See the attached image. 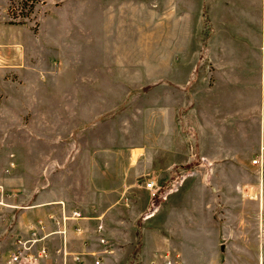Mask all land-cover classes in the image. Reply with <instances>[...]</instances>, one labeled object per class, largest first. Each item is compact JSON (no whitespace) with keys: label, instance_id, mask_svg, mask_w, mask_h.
Listing matches in <instances>:
<instances>
[{"label":"rangeland","instance_id":"rangeland-1","mask_svg":"<svg viewBox=\"0 0 264 264\" xmlns=\"http://www.w3.org/2000/svg\"><path fill=\"white\" fill-rule=\"evenodd\" d=\"M208 1H7L5 21L26 25L31 53L49 67L17 77L0 97V182L8 194L0 212V264L43 204L58 199L103 222L113 248L104 264H148L169 250L171 230L184 225L167 211L173 194L146 218L154 211L152 193L136 181L151 176L163 183L192 164L168 167L172 158L199 156L203 138L215 131L194 96L214 84V72L234 77L239 95L255 88L259 103L262 97L264 63L246 53L221 55L206 19ZM226 111H212L211 118ZM189 199L194 205L200 198ZM220 212L214 217L222 221ZM207 254L189 249L188 264L205 263Z\"/></svg>","mask_w":264,"mask_h":264},{"label":"crops","instance_id":"crops-1","mask_svg":"<svg viewBox=\"0 0 264 264\" xmlns=\"http://www.w3.org/2000/svg\"><path fill=\"white\" fill-rule=\"evenodd\" d=\"M7 1H0V97L14 87L17 77L25 78L28 72H47L49 67L46 59L31 53L27 41L30 30L26 25L5 21L2 13ZM208 3L206 19L215 28L217 40L214 43L222 46L221 55L231 58L246 53L247 56H258L263 64L264 0H209ZM217 5L220 6L218 17L223 15L221 25L215 17ZM257 11L261 12L260 16ZM228 15L234 16L233 23L224 19ZM226 74L214 72V84L202 86L194 96L198 107L206 112L208 125L214 127L215 132L208 135L209 145L208 137H205L197 158H172L168 165L192 162L183 167L191 174L175 194H170L167 204V211L173 210L178 219L184 221L183 226L172 229L171 237H167L169 250L179 255L182 264H188L189 249L208 253L203 264H264V113L261 112L264 83L259 103V92L255 88L243 97L239 95L236 79L225 80ZM262 77L264 72H261ZM221 109L230 111L211 118L212 111ZM256 156H260V161L253 163ZM11 163L12 160L6 166L10 171L13 169ZM194 176L200 180L190 181ZM194 191L200 199L193 205L189 196H195ZM177 199L181 202L176 206ZM61 201L81 209L69 200L58 199L44 203L39 217L46 218L47 213L57 212ZM191 205L200 213H194ZM217 208L221 211L222 221L214 217ZM81 210L89 218L77 220L75 224L85 226L86 230L78 233L71 229L66 237L68 247L75 252L98 247L93 228L99 217ZM92 220L97 223L92 224ZM38 244L49 248L48 256L39 259L40 264H62L56 249L62 246L63 237L49 236ZM9 258L6 264H10Z\"/></svg>","mask_w":264,"mask_h":264},{"label":"built area","instance_id":"built-area-1","mask_svg":"<svg viewBox=\"0 0 264 264\" xmlns=\"http://www.w3.org/2000/svg\"><path fill=\"white\" fill-rule=\"evenodd\" d=\"M259 161L260 156L253 159V163ZM190 174L191 172L186 168L175 169L163 183L151 176L139 178L136 185L150 190L152 193V208L154 211L148 212L145 217L152 216L159 204L167 200L170 194L177 191ZM7 195L4 184L0 182V212L8 205ZM59 206L57 212L51 211L47 213L46 218L39 217L29 223L26 237L21 236L15 239V246L9 258L10 264H40L39 259L48 256L49 248L38 243L53 235L63 237L62 246L56 249L62 259V264H104L105 255L112 253L113 248L109 239L104 235L103 222L99 221L93 228L94 239L98 247L86 252H75L67 245V234L71 229L78 233L84 232L86 227L78 223L75 224V221L89 217L78 207L67 205L63 201L59 203ZM148 264H182V262L179 255L173 253L172 250H167L166 252L155 253Z\"/></svg>","mask_w":264,"mask_h":264}]
</instances>
